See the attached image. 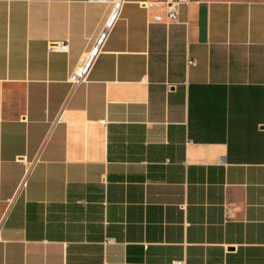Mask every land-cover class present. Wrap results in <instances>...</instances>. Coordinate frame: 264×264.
<instances>
[{
    "label": "crops",
    "instance_id": "obj_1",
    "mask_svg": "<svg viewBox=\"0 0 264 264\" xmlns=\"http://www.w3.org/2000/svg\"><path fill=\"white\" fill-rule=\"evenodd\" d=\"M159 1L74 84L110 4L0 0V264H264V0Z\"/></svg>",
    "mask_w": 264,
    "mask_h": 264
},
{
    "label": "built area",
    "instance_id": "obj_2",
    "mask_svg": "<svg viewBox=\"0 0 264 264\" xmlns=\"http://www.w3.org/2000/svg\"><path fill=\"white\" fill-rule=\"evenodd\" d=\"M90 1H100L110 4V11L99 29L98 35L94 40V43L85 57L82 65L79 67L78 71L74 76L71 77V82L74 84H79L82 82H87L89 73L92 67L93 62L97 57L104 51L105 45L110 38L116 24L122 17L123 7L126 0H90ZM190 0H160L158 4H161L166 22L171 24L178 21L179 16V7L184 4H188ZM144 9L150 10L155 6V4L144 2L140 4ZM160 20L159 17L155 18ZM68 45L67 43H50L48 45V52L59 51L67 52ZM189 64L193 65L194 61H189ZM29 171L27 172V175ZM26 181L22 183L24 186ZM109 242V241H108ZM111 242V241H110ZM170 264H185V261H173Z\"/></svg>",
    "mask_w": 264,
    "mask_h": 264
}]
</instances>
